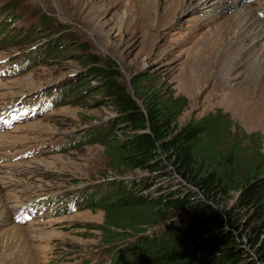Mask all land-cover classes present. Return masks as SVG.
I'll use <instances>...</instances> for the list:
<instances>
[{"label":"rangeland","instance_id":"obj_1","mask_svg":"<svg viewBox=\"0 0 264 264\" xmlns=\"http://www.w3.org/2000/svg\"><path fill=\"white\" fill-rule=\"evenodd\" d=\"M200 1L0 0V37H19L27 30L37 40H22L21 45L6 40L0 59L35 47L40 53L26 69L0 79V111L11 106L12 98L45 87L71 89L47 112L0 131V146L46 145L33 157L6 163V153L0 152V264H77L95 254L110 264L112 256L98 229L105 211L89 206L88 200L70 212L50 209L37 222L21 224L13 216L34 196L91 192L88 188L114 170L101 143L51 147L115 116L98 91L99 79L91 74L92 55L119 70L130 90L137 74L149 78L145 86L164 82L168 90L186 96L180 124L222 108L242 129L256 134L264 153V28L254 30L264 24V0ZM144 174L138 170L126 177ZM161 182L150 185V191ZM233 202L218 208L224 213ZM188 212L178 220L190 226L199 211Z\"/></svg>","mask_w":264,"mask_h":264},{"label":"trees","instance_id":"obj_2","mask_svg":"<svg viewBox=\"0 0 264 264\" xmlns=\"http://www.w3.org/2000/svg\"><path fill=\"white\" fill-rule=\"evenodd\" d=\"M13 39L37 41L27 30ZM89 61L115 116L87 130V140L84 131L70 139L74 147L101 143L113 165L105 190L98 186L95 197V188L86 189L83 198L105 211L98 229L111 264H264V153L256 134L222 108L180 124L186 96L164 82L145 86L149 78L137 74L130 90L119 70L103 65L108 61L96 55ZM138 170L145 174L127 179ZM231 199L223 213L218 207ZM193 208L199 215L180 226L178 215Z\"/></svg>","mask_w":264,"mask_h":264},{"label":"bare ground","instance_id":"obj_3","mask_svg":"<svg viewBox=\"0 0 264 264\" xmlns=\"http://www.w3.org/2000/svg\"><path fill=\"white\" fill-rule=\"evenodd\" d=\"M202 1V0H201ZM198 2V3H202V2ZM254 19H256V18H254ZM254 19H252L251 21H253ZM264 28V24H262V23H258L257 24V26H255L254 27V30H258V31H260L261 29H263ZM262 34H263V32H262ZM262 34L260 33L259 35H258V37L260 38V37H262ZM231 61V60H230ZM10 104V103H9ZM6 107L8 106V104L7 105H5ZM1 108H4V106H0V109ZM7 110V109H6ZM3 110H1L0 112H2ZM48 111V110H47ZM46 111V112H47ZM0 119H2V121L3 122H5V119H3V118H0ZM30 120V119H29ZM8 124V126H7V129H9V128H11L12 127V122H9V123H7ZM6 131V130H5ZM2 132H4V131H2ZM1 133V132H0ZM40 141V140H39ZM37 142V141H36ZM12 143H17V142H12ZM8 144H10V143H8ZM5 145H7V143L6 144H2L1 146H5ZM3 150H0V152H2ZM100 182H102V181H100ZM31 199V198H30ZM30 199H28V200H30ZM27 200V201H28ZM22 202H24V201H22ZM22 204V203H21ZM17 207V206H16ZM7 212V211H6ZM16 212V211H15ZM9 216V214H7V217ZM19 227H21V225H19Z\"/></svg>","mask_w":264,"mask_h":264},{"label":"built area","instance_id":"obj_4","mask_svg":"<svg viewBox=\"0 0 264 264\" xmlns=\"http://www.w3.org/2000/svg\"><path fill=\"white\" fill-rule=\"evenodd\" d=\"M89 137V135H86V138H88Z\"/></svg>","mask_w":264,"mask_h":264},{"label":"clouds","instance_id":"obj_5","mask_svg":"<svg viewBox=\"0 0 264 264\" xmlns=\"http://www.w3.org/2000/svg\"><path fill=\"white\" fill-rule=\"evenodd\" d=\"M198 209H196V211H197ZM177 220H178V217H177Z\"/></svg>","mask_w":264,"mask_h":264}]
</instances>
